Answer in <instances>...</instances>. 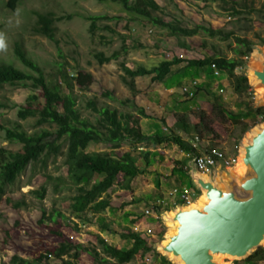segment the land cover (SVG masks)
<instances>
[{
    "label": "rangeland",
    "instance_id": "obj_1",
    "mask_svg": "<svg viewBox=\"0 0 264 264\" xmlns=\"http://www.w3.org/2000/svg\"><path fill=\"white\" fill-rule=\"evenodd\" d=\"M154 1L160 7V11L153 14L156 20L177 23L187 29H192L195 26L212 28L222 31L230 38L221 40L217 37H208L202 32L187 38L168 37L165 31L152 26L147 19L128 13L118 3L109 1L20 0L9 8L7 7L9 0H0V65H12L27 72L12 53L14 43L20 42L28 56L43 70L49 82L55 80L58 85H63L67 78L72 80L77 72L92 76V82L84 89L79 88L74 82L72 83L74 84L72 95L76 100V108L81 117L91 123L94 124L98 116L87 107V103L90 101H93L98 109L107 107L115 109L119 113H127L134 128L145 136L153 133L164 136L171 131L177 132L171 125L175 114L186 115L188 120L193 123L197 122L200 112H204L210 122L211 132L208 135L211 136V139L215 142H226L225 148L230 152L229 154L239 155V146L254 129L264 125V123H257L243 131L256 122L253 115L241 116L244 113L243 103L250 100L255 107L264 108V103L259 104L257 101L256 96H259V90L255 89L254 84L250 82V74L246 67L237 69L236 73L246 76L248 84L254 92V99L248 96L237 97L234 95L228 78L223 74L214 77L209 68L191 70L186 79L183 78L176 83L170 81L171 86L169 87L167 85L170 83L167 82V85L156 84L152 83L149 77H137L134 79L136 93L132 94L121 81L123 73L120 65L124 64L131 70L139 66L150 68L164 59L169 60L175 56L181 60H202L212 56L233 59L235 55L232 48L235 44L232 38L235 36L255 44L249 60L246 62V65L250 67L253 65L255 56L261 57V54L264 53V44H259L255 38L256 34L264 38V12L261 17L256 13H249V7L253 6L259 9L264 0ZM232 2L239 3L240 6L237 9L241 11L240 15L231 14ZM48 12L54 14L56 18H64L54 24L57 45L33 32L36 22L35 14ZM97 16L107 19L97 21L94 32L90 33L91 22L87 18ZM178 42L187 47H179ZM114 52H118L119 57L108 63L100 64L95 59L96 54L109 57ZM181 66L183 67L184 64L180 65V68ZM195 75L196 77L192 78ZM192 81H196L197 87H199L193 97L188 98L182 94L181 89ZM220 89L221 92H219ZM62 92L67 94V89L63 87ZM30 95L37 96L39 107L43 106V99L39 92H31L20 86L4 85L0 87V105L3 106L0 109V126L12 129L16 124H19L27 134L40 132L44 129L54 130L52 126L48 125L37 127L34 118L20 121L16 117L18 108L24 105L26 98ZM125 100L130 102L127 105H121L120 102ZM133 105L143 109L148 118L138 115ZM219 105L226 112L224 115L218 114L217 107ZM238 114L239 117H237ZM233 122H237V125H234ZM191 135H188V139H193ZM0 149L9 153H17L21 150V145L7 141L4 138V133L0 131ZM129 149L130 146L127 143H123L121 148L115 151H110L107 146L96 147L90 144L88 147L89 152L104 151L115 157ZM64 151L63 146L62 152ZM173 154L174 157L178 155V150ZM172 162L173 160L169 159L168 164L164 169H161V172L166 173L168 167L172 166ZM161 164L163 165V163ZM236 167L229 168L227 173L236 176ZM141 168L143 172L151 169L145 162ZM44 175L49 176L50 179L46 180ZM211 176L218 180L224 176V173L218 171ZM163 177L162 175L153 176L150 180H154L152 183L155 184L157 178L162 180ZM133 181L130 183V190L120 192V189L115 188L109 191L110 200H122L123 198L128 200L134 192H142L141 194L144 195L149 190L144 184H142V189L139 188L140 185L134 186L136 183H132ZM163 184L166 185L164 181ZM41 186L46 187V194L43 199H38L33 192L39 190ZM198 193L196 192V198L192 199L193 203L202 197V193L199 191ZM73 194L74 187L66 179L63 157H58L56 160L50 158L45 168L41 163L29 165L13 185L5 186L4 195L0 199V264H8L14 255L29 261H34L42 255L47 256V264H61L60 260H56L52 256L59 246L62 244L80 245L84 249L90 250L97 248V237L101 235L106 239V243L117 249L130 247V242L121 237L129 230L128 223L118 215L119 210L121 211L125 207H118V201H114L116 206L113 209L96 216L86 215L85 218L89 220L87 222L71 215L69 204ZM155 194L153 191L150 195L154 198ZM163 202L167 205L168 201L163 200ZM135 204L136 207L140 206L142 209L138 212L140 213L137 216L138 219L144 220L146 223L150 222L151 233L155 235L154 241L150 242L151 239L147 238V242H150L152 248L155 243H163L165 236L169 234V225L165 222V217L175 208L166 206L160 210V207V214H155L160 219L158 222L152 223L150 218L142 214L143 210H148L153 215L155 209L152 207L156 204L152 206V203L142 204L140 201H135ZM106 214H109L110 217H105ZM144 217L148 219L146 220ZM154 250L156 252L154 264H159V258L156 256L161 258L162 255L157 249L154 248ZM74 253L75 251H71L68 256H64L62 259L70 260V256ZM77 254L78 258L73 261V264H105L93 259L84 251L77 252ZM149 254H145L144 257ZM101 257L104 258L103 255ZM218 259L219 264H247L245 260H236L225 256H218ZM166 260L171 264H177L169 258ZM130 264L146 263L144 258L143 260L136 258ZM258 264H264V262Z\"/></svg>",
    "mask_w": 264,
    "mask_h": 264
},
{
    "label": "trees",
    "instance_id": "obj_2",
    "mask_svg": "<svg viewBox=\"0 0 264 264\" xmlns=\"http://www.w3.org/2000/svg\"><path fill=\"white\" fill-rule=\"evenodd\" d=\"M20 0H9L7 7H13ZM97 2H111L121 5L123 10L147 19L152 26L165 31L166 36L179 39L180 37H192L199 32L208 37H217L221 40L230 38L220 30L195 26L192 29L182 28L177 23L163 22L153 17L155 12L160 11V7L154 0H95ZM201 2L216 0H198ZM240 6L237 2H232L230 6L231 14L240 15L241 11L237 9ZM245 7L244 5H242ZM264 2L261 8L249 7V13H256L263 16ZM34 34L39 35L57 45L55 40V22L64 19L56 18L52 13H36ZM68 18V17H67ZM107 19L103 16L88 17L90 21L89 32L93 33L95 23ZM259 44H264V38L259 34L255 35ZM234 48L232 51L235 55L233 59L225 57H205L202 60H181L177 56L169 60H162L156 65L146 68L139 66L133 70L128 69L124 64L120 65L123 75L121 81L129 88L132 94L136 93L134 79L137 77H149L152 83L166 84L171 86L173 81H181L189 76L191 70H201L214 66L215 69L225 75L237 97H250V86L244 74H237V69L244 68L246 62L244 58L249 57L253 51L254 43L239 37L233 36ZM179 47L186 48L183 43H177ZM13 56L20 65L27 70L24 72L12 65H0V87L20 86L29 89L31 92H39L43 99V106L39 107L38 97L30 95L26 98L24 105H21L16 113L20 121L28 118L35 119L37 127L48 125L54 130H41L27 134L16 124L12 129L0 126V131L4 133V138L10 142H16L21 145V150L17 153H9L0 149V199L4 195V187L13 185L21 173L29 166L41 163L45 168L50 158L56 160L63 157V165L66 168V179L74 187V194L70 197L69 210L71 215L78 219L87 220L86 215L96 216L107 210L113 209V203L108 196V192L118 188L120 190H130V183L140 176L142 163H148L151 150L164 146H174L178 151L190 156L199 155L197 151L190 146L176 132L171 131L168 135L160 136L159 134L145 136L140 134L131 123L127 113H119L115 109L107 107L96 108L93 101L87 103L98 119L91 123L82 118L76 108V100L72 95L73 82L79 88H86L92 82V76L77 72L72 80L67 78L64 84H57V81H47L43 70L27 54L22 43L15 42L13 45ZM119 57L118 52L112 53L109 57H103L102 54H96L95 59L100 64L108 63ZM184 66L180 68V65ZM179 67V69H178ZM178 69V70H177ZM61 73V72H59ZM196 77L192 76V78ZM72 81V82H71ZM63 87L67 89V94L62 92ZM198 88V87H197ZM109 95V94H108ZM106 95V96H108ZM130 101L120 102L121 105H127ZM3 108L0 105V109ZM135 112L143 118H148L144 110L133 105ZM218 114L224 115L226 112L219 105ZM244 113L241 116H254L256 122L243 131L255 126L257 123H264V108L255 107L253 102L248 100L243 103ZM233 115V114H230ZM240 115L238 114L237 117ZM232 117H235L234 115ZM210 122L204 112H200L196 124H191L186 115L175 114L174 130L181 131L186 135L195 133L202 136L203 133L211 132ZM237 125V122H233ZM123 143L130 146L129 151L123 152L120 156L115 157L109 152L93 151L89 152L90 144L96 147L107 146L110 151L121 148ZM65 151L62 152V148ZM142 149V150H140ZM151 149V150H150ZM185 173V166L182 162H174L171 176H182ZM46 180L50 177L44 175ZM59 181V179H58ZM57 188V187H56ZM198 193V191H196ZM38 199H43L46 194V187L41 186L39 190L33 192ZM199 194V193H198ZM178 204H183L177 201ZM126 204H120L124 208ZM155 214H160L159 206H153ZM60 216L59 214H57ZM159 220H154L158 222ZM121 237L130 242L128 249H117L115 246L106 243L100 236L97 237V248L84 249L82 246H71L62 244L52 254L61 264H73L78 258L80 251L86 252L93 259L99 260L105 264H130L133 260H143L147 253L156 254L152 245L146 239L141 237L140 233L127 230L126 234ZM99 252H98V251ZM71 251H75L70 256V260H63ZM104 256L102 258L101 256ZM47 256L40 255L34 261L25 260L14 255L10 258L8 264H47ZM247 264H258L264 262V247L257 249L247 259ZM159 264H171L165 258L161 257Z\"/></svg>",
    "mask_w": 264,
    "mask_h": 264
},
{
    "label": "water",
    "instance_id": "obj_3",
    "mask_svg": "<svg viewBox=\"0 0 264 264\" xmlns=\"http://www.w3.org/2000/svg\"><path fill=\"white\" fill-rule=\"evenodd\" d=\"M254 61L258 67L244 68L255 89L261 90L257 101L263 104L264 53ZM257 128L239 146L238 176L225 170L216 180L198 173L191 160L186 163L192 187L205 202L198 208L177 204L173 216L165 217L166 223L175 224L174 230L153 246L163 258L171 256L181 264H219L218 256L245 260L264 247V125Z\"/></svg>",
    "mask_w": 264,
    "mask_h": 264
},
{
    "label": "crops",
    "instance_id": "obj_4",
    "mask_svg": "<svg viewBox=\"0 0 264 264\" xmlns=\"http://www.w3.org/2000/svg\"><path fill=\"white\" fill-rule=\"evenodd\" d=\"M199 87V86H198ZM222 90L220 89L219 92H221ZM243 110V109H242ZM181 114V113H180ZM170 122V119L168 120ZM190 122V121H189ZM171 125L174 127L175 124V117L172 118L171 120ZM191 124H196L197 122H190ZM179 136H183L182 137L185 141H187V143L190 144V146H194L195 150L197 151L198 154H203L205 152L210 151L211 149H220L222 150L225 154L227 155H232L229 154L230 152L227 151V148H225L226 142H215L211 139V136H209L208 134L210 132H206L204 133L202 136H198L195 133H191L190 135L193 136V139H188V135L184 134L181 131H177L176 132ZM154 135V133L152 134ZM147 136H149L147 134ZM151 150V149H150ZM177 149L174 146H164L155 150H151L152 155H150V157L148 158V164H149V168L147 171L143 172L140 176H138L137 178L134 179V181L132 183H136L134 186L136 185H140V189L143 188L142 184H144L145 187H147L149 190L147 192H145L144 195H142V192H134L133 196H130V198L128 200L126 199H113L112 203H113V207L116 206V204H114V201L117 202L118 207L120 206V204L124 203L126 204L125 208L123 210H119L118 215L120 216V218H122V220L124 219V221H126L127 227H129L130 230H133L135 228H149L152 227L149 225V223L144 222L140 219H138V215H140V213H138L139 211H141L142 209L140 208V206L136 207L137 205L135 204V201H140L142 204L143 203H152V206L155 205L158 201L162 202V206H160V210L164 209L166 206L167 207H172L173 208L178 204L177 203V199L175 197H172L170 194L172 192L173 189L175 188H179V189H185L188 190L190 192H194L196 194V190L192 187L191 183H190V178L187 175V172L189 171L188 167L186 166V163L188 162V159L190 158V160L192 159V156L183 153V152H179L178 155H175V157L173 156L174 152H176ZM172 154V155H171ZM171 159L173 160V162L171 163L172 166L168 167V171L166 173L161 172V169H164L165 165L168 164V160ZM174 162H182L184 163L185 166V173H183L182 176L176 175V176H171V171L174 167ZM163 163V165L161 164ZM144 164V163H142ZM160 164V165H159ZM143 167V166H142ZM159 167V168H158ZM142 170V168H141ZM143 171V170H142ZM222 171V173H225V170H220ZM218 172V170L216 171ZM218 174V173H216ZM164 176L162 178V180L157 178V182L154 184L152 183V181L154 180H150V178H152L153 176ZM166 183V185L163 184ZM190 183V186L188 185ZM131 186V184H130ZM124 190H120V192H123ZM153 191H155V197L152 198V195H150ZM138 193H140V196H138ZM165 196L163 198V196ZM176 199V200H174ZM164 201H168L167 205L166 203L163 202ZM153 208V207H152ZM109 211V210H107ZM106 211V212H107ZM145 211V210H143ZM154 212V211H153ZM144 215V212L143 214ZM105 217H110L109 214L104 215ZM148 218H150L152 221V223H156L154 222L155 220V213H153V215L147 216ZM147 217H144L146 220L148 219ZM157 221V220H156ZM125 223V222H123ZM104 241H106V239L101 235L100 236ZM155 235H153L150 239V241H154Z\"/></svg>",
    "mask_w": 264,
    "mask_h": 264
},
{
    "label": "built area",
    "instance_id": "obj_5",
    "mask_svg": "<svg viewBox=\"0 0 264 264\" xmlns=\"http://www.w3.org/2000/svg\"><path fill=\"white\" fill-rule=\"evenodd\" d=\"M248 60L249 57L244 58L245 62H247ZM210 70L213 72L214 77H218L221 75L213 65L210 66ZM196 89H197V82L192 81L187 86L182 87L181 92L184 96L191 98L193 97ZM250 97L251 99H254V92L252 88L250 89ZM192 147L195 148L194 146ZM191 161L198 173H200L203 176H210L217 170L218 171L223 169L228 170L229 168L236 166L237 155L229 156L220 149H211L210 151L205 152L203 154L192 156ZM170 195L172 197H175L179 202L183 203L185 206L191 205L194 202L192 199L196 198V194L194 192H190L188 190L179 189V188L173 189ZM156 205L160 207L162 205V202L158 201ZM144 215L150 216L152 214L150 211L145 210ZM159 219L160 217L158 215H155V220H159ZM132 231L140 233L141 237L144 239L151 238L153 236V234L151 233V229L149 228H144V229L135 228ZM156 257L160 259V257L158 256ZM154 261H155V255L152 253L144 257V262L146 264H154Z\"/></svg>",
    "mask_w": 264,
    "mask_h": 264
},
{
    "label": "bare ground",
    "instance_id": "obj_6",
    "mask_svg": "<svg viewBox=\"0 0 264 264\" xmlns=\"http://www.w3.org/2000/svg\"><path fill=\"white\" fill-rule=\"evenodd\" d=\"M256 58H255V60H257L258 59V57L257 56H255ZM252 66H254V67H258V65H257V62L256 61H253V65ZM253 84H254V82H253ZM260 93H261V90H259V92H258V94L260 95ZM258 99L260 98L259 96H256ZM259 129L258 128H256V129H254L252 132H251V134L252 135H255L256 133H257V131H258ZM246 141H244L243 142V144L245 143ZM240 153H242V151H240ZM237 169H235V175H239L240 174V167H239V165H237V167H236ZM234 172V171H233ZM207 178V177H206ZM203 202H205V197L202 195V197H200L195 203H192L191 205H189V207L188 208H198V207H200L201 206V204L203 203ZM168 216H170V217H172L173 215H172V213H170V214H168ZM168 225H169V228H168V231H169V234H167L165 237L167 238L170 234H172V232H173V230H174V227H175V224L174 223H171V222H168ZM169 259L170 260H172V258H171V256H169ZM219 260V259H218ZM172 262H175V263H177V264H181L178 260H175V261H172Z\"/></svg>",
    "mask_w": 264,
    "mask_h": 264
}]
</instances>
